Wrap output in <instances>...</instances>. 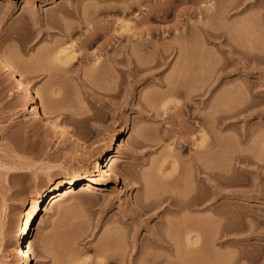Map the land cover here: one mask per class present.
I'll use <instances>...</instances> for the list:
<instances>
[{
	"label": "rangeland",
	"instance_id": "rangeland-1",
	"mask_svg": "<svg viewBox=\"0 0 264 264\" xmlns=\"http://www.w3.org/2000/svg\"><path fill=\"white\" fill-rule=\"evenodd\" d=\"M50 1L0 0V58L23 70L40 107L45 102L41 97L57 94L45 103L51 107L47 117L84 143L81 147L63 142L47 123L33 119L25 110L24 96L0 70V264H18L13 260L17 234L33 202L62 179L95 174L99 156L120 136L115 149L118 161L110 165L108 183L77 189L53 207L42 206L34 221L28 263L119 264L122 255L121 264L153 260L159 261L154 264H264V8L231 11L229 0H214L219 11L206 13L202 9L207 0ZM68 1L79 2L80 7L76 5L83 10L93 3L113 12L105 15L100 10L93 21L96 33L89 24L73 31L69 24L76 22L68 17L63 23L69 27L55 19L54 25L44 26L45 15H58V8L68 6ZM30 17L38 25L31 24ZM245 20L250 24H241ZM63 27L71 29L65 31L68 36ZM91 30L94 41L87 42L84 37ZM108 35L114 50L127 45L124 53L120 48L111 50L114 59L131 57L132 67L128 58V67L124 60V64L107 60L111 52L104 47L112 42ZM82 41L87 43L79 44ZM232 46L262 60L236 55L230 52ZM126 47L134 51L131 56ZM66 48L77 56L62 67L54 57ZM236 112L225 121L233 124L219 123L221 116ZM198 132L206 135L212 148L199 154L200 162H207L214 174H224L228 178L224 185L214 179L212 188L205 190L194 178ZM232 154L245 158L244 171L230 165ZM196 188L212 194L209 205L190 202L192 195L202 194ZM152 192L148 202L162 203L141 211L147 209L144 203L150 205L144 201ZM169 199L180 214L179 209L195 219L209 216L206 222L200 218L202 224L191 217L198 230L197 249L188 252L183 248L184 233L171 232L170 226L179 229L181 215L173 213ZM137 205L138 213L145 212L140 218ZM169 223L174 225L168 227ZM161 230L170 231L162 235L174 239L177 252L171 251L173 241L161 243L163 247L146 239L154 232L163 239ZM145 251L150 252L146 256L152 254L150 258L158 257L147 259L148 263Z\"/></svg>",
	"mask_w": 264,
	"mask_h": 264
},
{
	"label": "bare ground",
	"instance_id": "bare-ground-1",
	"mask_svg": "<svg viewBox=\"0 0 264 264\" xmlns=\"http://www.w3.org/2000/svg\"><path fill=\"white\" fill-rule=\"evenodd\" d=\"M177 1V0H176ZM179 1V0H178ZM177 1V2H178ZM193 1V0H192ZM201 1H203V0H194V2H201ZM208 1V3L209 4H207V5H205V7L202 9L203 10V12H206V13H210V12H214V11H219V10H216V8H215V6H216V3H215V6H214V3H212V2H214V0H207ZM55 1H53V0H51L50 1V3H54ZM69 2V1H68ZM67 2V3H68ZM70 3V2H69ZM75 3V2H74ZM78 3V6L80 7V5H79V2H77ZM77 3H75V5L74 4H69L68 6H67V4H66V6H65V4L63 5V6H61V7H59L58 8V10L57 11H59L58 13H57V11H56V13L58 14V15H55L54 13L55 12H52V13H47L46 15H45V17L41 20V22L43 23V25L44 26H50L51 24H53L54 22H55V20H56V22L57 23H63V21L68 17V18H72L74 21V23L76 22V24H74V26L73 25H70V24H73L72 22L69 24L68 22V24H69V26L70 27H72L71 29L73 30V27H74V29L76 30V28H78V27H80L79 25H81V27H84L85 25L84 24H86V25H88L89 24V27L88 26H86V27H88L89 29H91L93 26L96 28V26L94 25V24H96L95 22H94V24H93V21L95 20V18H96V20L99 18L98 17V15L101 13V11L100 10H102V11H105V15H107V14H110V13H112L113 11L111 10L112 8H110V10H108L109 8H108V6L107 7H105V9L106 8H108V9H104V8H100V10L98 9L99 7H96L95 6V4H93V3H90L87 7H89L91 4H92V6H90V8L88 9L87 8V10H85L86 8H84V10H83V8L81 7V8H79L76 4ZM228 7H227V10H235V9H237L238 7L240 8L241 7V9H240V11H248V9H252V8H264V1H260V0H229L228 1ZM111 7V6H110ZM238 8V9H239ZM56 9H57V7H56ZM82 9V10H81ZM104 9V10H103ZM198 10H200L199 8H198ZM226 10V9H225ZM264 10V9H263ZM55 11V10H54ZM230 11V12H231ZM239 11V10H238ZM81 13V14H80ZM103 13V12H102ZM84 14V15H83ZM103 14V15H104ZM264 14V13H263ZM101 15V14H100ZM263 17V20H264V15L262 16ZM30 19V21H32V23L31 24H33V23H35V25H38V23H37V21H36V18H34V17H30V18H28V20ZM55 19V20H54ZM106 19H107V17H106ZM54 22H53V21ZM108 21V20H107ZM106 21V22H107ZM51 22H53V23H51ZM55 22V23H56ZM109 22V21H108ZM66 23V22H65ZM110 23V22H109ZM59 24V25H60ZM64 24V23H63ZM63 24H61L60 26H62ZM83 24V25H82ZM111 24V23H110ZM241 24H246V25H249L250 24V22H248L247 20H245L243 23H241ZM54 25V24H53ZM52 25V26H53ZM58 25V24H57ZM65 26H67L66 24H64ZM92 25V26H91ZM106 25V24H105ZM105 25H104V29H107V31L109 30H111L110 28H111V25H109L110 26V28L108 29V28H105ZM69 26H67V27H69ZM108 26V23H107V26L106 27H109ZM124 27V26H123ZM64 28V27H63ZM98 28V27H97ZM125 29H123V31L125 30H127L128 28H127V26L125 25V27H124ZM66 27L64 28V33H65V35H67L68 36V34L65 32V31H67V29H68V31L67 32H69V30H71V29H69V28H67L66 30ZM79 29V28H78ZM92 30H94V28H92ZM92 30L90 31V34H87V35H90V36H88V37H84V40L86 39V41L87 42H89V39L91 40V38L93 37L92 35H91V33L93 34L96 30H94V32H92ZM129 30V29H128ZM127 30V31H128ZM74 31V30H73ZM106 31V30H105ZM124 31V32H125ZM126 31V32H127ZM70 33H71V31H70ZM96 33V32H95ZM94 33V34H95ZM108 34H109V32H107ZM110 35V34H109ZM109 35H108V38H107V41L111 38V37H109ZM110 36H112V38L114 37L113 35H112V33H111V35ZM90 37V38H89ZM111 38V40H112V42L111 41H109L107 44H106V46L104 47L105 48V50H106V53H109V52H111V50L113 49V47L115 48L116 46H112V43L114 42L113 41V39ZM92 40H93V38H92ZM94 41V40H93ZM92 41V42H93ZM84 42V43H83ZM87 42H85V41H82L81 43H79V44H85V43H87ZM111 42V43H110ZM91 43V42H90ZM89 44V43H88ZM91 44H93V43H91ZM104 44V45H105ZM125 46H127L126 44H124ZM124 45L123 46H121V47H118V48H120L119 49V51H122V53H124ZM144 45V47H145V44H142V46ZM153 45V44H152ZM82 46V45H81ZM81 46H79V47H81ZM84 46H86V45H83V47ZM89 47H90V45H88ZM155 46V45H154ZM87 47V46H86ZM131 47V46H130ZM141 47V46H140ZM147 47V46H146ZM146 47L144 48V51H145V49H146ZM152 47V46H151ZM157 47V46H156ZM82 48V47H81ZM85 48V47H84ZM118 48H116L115 50L113 49V53H115V51H117V49ZM123 48V49H122ZM126 48H128V47H126ZM137 48H139V47H137ZM158 48V47H157ZM157 48H156V50H157ZM87 49V48H86ZM122 49V50H121ZM128 49H130V48H128ZM127 49V50H128ZM143 48H141V50H142ZM152 49H155V48H151V50ZM83 50H85V49H83ZM132 49H130V56L132 55V53L134 52L133 50V52L131 51ZM138 50H140V49H138ZM140 50V51H141ZM154 53H155V50H152ZM111 52V54L109 53V55L108 56H106V58H107V60L109 59H111L112 60V58L114 59L115 57H117V56H115V57H113L112 56V53ZM230 52H232V53H234V54H238V55H241L243 58H251V60H253V59H255V61L256 60H262L257 54H251L252 52H246V51H242V50H238V48H236V47H234V46H232V48H231V51ZM74 53H75V51L71 48V49H65V50H61V51H59V52H57L56 53V56L54 57V61L55 62H57V64L59 65H62V67H63V65L64 66H66V64L67 63H69L70 61H72L73 60V58H74V56L76 55H74ZM121 53V54H122ZM125 54H128V52L126 53L125 52ZM128 54V55H129ZM156 54V53H155ZM233 55V54H232ZM77 56V55H76ZM126 56V55H125ZM123 57V56H122ZM240 57V56H239ZM124 58V59H123ZM122 59L120 58V59H117V60H121V61H119V63L120 62H122V64H124L125 63V65L127 64V63H129V67H132L131 66V64H130V58L127 56L126 57V59L128 58V62L126 63V59H125V57H123ZM135 59V58H134ZM234 59V58H233ZM232 59V60H233ZM241 59V58H240ZM240 59H239V61H240ZM115 60L116 59H114V60H112V61H114L115 62ZM116 60V62L118 63V61ZM122 60H124L125 62L123 63V61ZM136 60V59H135ZM234 60H236V62H239V61H237V59H234ZM130 61V62H129ZM132 61H133V58H132ZM113 62V63H114ZM115 62V63H116ZM235 62V61H234ZM114 63V64H115ZM118 63V64H119ZM94 64V63H93ZM59 65V66H60ZM127 66V65H126ZM135 66H138L137 65V63L135 62ZM134 66V67H135ZM115 67V66H114ZM128 67V66H127ZM133 67V68H134ZM139 67V66H138ZM138 67L136 68V69H134L135 71H139L138 70ZM187 67V66H186ZM23 69V68H22ZM140 69V68H139ZM182 69H185V67H183ZM0 70H2V72H3V74H4V76H5V78H7V80H9V81H11V82H13V83H15V85H16V87H17V89H18V91L24 96V100H25V110H27V112L29 113V114H31L32 115V117H33V119H35V120H42V121H44L45 123H47L49 126H50V128L52 129V131H53V133L55 134V135H57V137L61 140V141H63V142H67V143H76V145L77 146H83V140L82 139H80V138H74L73 136H71L70 135V133H69V131L61 124V123H59V122H57V121H54V120H50L48 117H47V112L49 111L48 109H50L51 107H47V105H48V103H46V101L47 102H49V101H51L52 100V98H55L56 96H57V94L55 93V92H53V93H55V94H50L51 96V98L50 99H48L49 97V95L46 97L47 99H43L44 97H41L42 98V100L43 101H45V102H43V107H40L38 104H37V98H38V94H37V92H36V90H34V89H32V88H30V86H29V84L26 82V80H25V78H24V73H23V70H21L22 72H20L19 71V69H17V68H15L14 66H12L11 65V63L8 61V59L7 60H5V59H3V58H0ZM133 70V69H132ZM131 70V71H132ZM20 73H19V72ZM185 71V70H184ZM41 100V101H42ZM47 105H46V104ZM41 106H42V104H41ZM40 108H42L44 111L42 112L41 110L42 109H40ZM51 110V109H50ZM46 112V113H45ZM239 114V112L237 113H235V114H233L232 116L231 115H226V116H221L220 118H219V123H224V124H226V123H228V122H226L225 123V121L227 120V119H229V118H231V117H236V115H238ZM229 116V117H228ZM233 119V118H232ZM234 119H236V118H234ZM229 121H231V119H229ZM236 121V120H235ZM233 122H234V120H233ZM228 124H233V123H228ZM228 124H226V125H228ZM125 132H126V134H129L130 133V126H129V123L128 124H126L125 125ZM199 133V132H198ZM197 142H195V150H194V156H193V160H192V162H193V174H194V178L196 179V180H201V184L203 185V187L205 186V190H208V189H210V188H212V182H214V179L218 182V183H220L221 185H224V183H225V180H227V182H228V178L224 175V174H222L221 172L220 173H213V171H211V170H213L211 167H209L208 166V164H207V162H204L203 163V161L202 162H200V156H199V154H206V153H208V151L210 152L211 150H209V149H212L211 147H210V142L207 140V138H206V135L204 134V133H199L197 136ZM120 140H121V136L120 137H118L117 139H115V140H113L110 144H109V146L107 147V150L105 151V153L103 154V155H101V156H99V158H98V164H97V169L95 170V174H93L92 176H90V177H85V176H83V177H80V178H72V179H62V180H60L57 184H55L50 190H46V191H44L34 202H33V204L31 205V207H30V209L26 212V214L23 216V218H22V220H21V224H20V229H19V232H18V234H17V243H16V246H15V251H14V255H13V260L16 262V263H18V264H20V262L21 263H23V264H30V263H28V253H29V250H30V247H31V245H32V238H33V235H34V221L37 219V217L39 216V214H40V212H41V208H42V206H44V205H47V206H50V207H53V206H55L57 203H59V202H61L62 200H63V198L64 197H66V196H69V195H71V194H74L75 193V191L77 190V189H80V191H85V190H89V189H97V188H99V187H101V186H103V185H105L106 183H108L109 182V180H110V178H111V172H110V165L111 164H113V163H116L117 161H118V154H117V152L115 151V149H116V147L119 145L118 143H120ZM244 162H245V158L243 157V156H240V155H237V154H232L231 155V162H230V165H232V167L234 168V170H237V168L240 170H243L244 168H246V166H245V164H244ZM207 164V165H206ZM237 166V167H236ZM2 167V166H1ZM3 168H5V167H3ZM210 168V169H209ZM244 171V170H243ZM145 182V186H147L146 185V181H144ZM147 184H149V183H147ZM150 185V184H149ZM149 187H151V186H149ZM196 187V186H195ZM197 188H198V186H197ZM197 188H196V190H197ZM148 189H150V188H148ZM196 190H195V192L194 193H196ZM204 190V192L202 193V191H200L199 192V190H197L198 191V193H202V194H204V195H202V194H194V195H192L191 197L192 198H194V200L190 197V195L188 196L187 194V196H188V198H190V202H197V203H193L194 205H196V204H200V205H202V204H204V206L206 205V204H208L207 203V201H208V199L210 198H208V195L209 196H211L212 194H206L207 193V191H205ZM193 191V190H192ZM150 192V191H149ZM209 192H210V190H209ZM153 194H149L150 196L149 197H147L146 199H145V201L144 202H148V200L150 199V198H152V195H154V192H152ZM188 193L190 194V193H192L191 192V190L190 191H188ZM148 194V193H147ZM193 194V193H192ZM148 196V195H147ZM186 196V197H187ZM149 198V199H148ZM171 199H173V201H174V198L175 197H170ZM188 198H187V200H188ZM148 199V200H147ZM147 200V201H146ZM158 201V200H157ZM168 201V200H167ZM166 201V202H167ZM169 201H170V199H169ZM150 202V205L149 204H143V203H141V205L143 204V206H145L146 208H147V206L150 208V206H154L155 208H158L157 206H160V204L162 203V201L160 202H158V203H160L159 205H157V203H153V202H156V200L154 199V201L152 200H150L149 201ZM148 202V203H149ZM152 202V203H151ZM188 202H189V200H188ZM165 203V202H164ZM192 203H191V205H192ZM152 204V205H151ZM166 204H168V203H166ZM171 204V206L170 207H172L173 208V202L172 201H170L169 202V205ZM187 207L188 206H190V205H188V203H187V201H186V203H184ZM190 204V203H189ZM165 205V204H164ZM209 205V204H208ZM137 206H139L138 208H137V210H135V211H137V214L139 215V214H141V213H138L140 210H139V208L141 207L140 205H137ZM152 206V207H153ZM162 206H163V204H162ZM168 206V205H167ZM153 207V208H154ZM165 207V206H164ZM170 207H167V208H169L170 209ZM174 207H175V204H174ZM144 208V207H143ZM142 208V209H143ZM149 208H147V209H143V210H141V211H145V212H147L148 211V209ZM161 208H163V207H161ZM167 208H166V211H167ZM177 207H175V208H173V213H176V216H180V218H181V221H182V219H183V221L185 220L186 222H185V224L184 223H182L181 221H179V224H178V222L177 223H175V225H174V223H172L174 226H176L177 224H178V227H179V229L177 228V232L175 231V228L177 227H173V226H170V225H172V224H167L168 225V227L169 228H171L170 230H171V232H173L174 233V235L175 234H179V236H182V235H180L181 233H184L183 235H184V237L182 238L183 239V244H184V247L183 248H185V250H187L188 252L189 251H192L193 249H197L199 246H198V242H199V239H198V236H197V232L196 231H198L197 230V228L196 227H194V226H192V222L194 223V221H192V219L194 218L191 214H189L188 212H184L183 210H181V209H179L180 210V212H181V214L180 213H178V210L176 209ZM174 209L177 211V212H174ZM204 209V208H203ZM202 208H201V210H203ZM204 210H206V208L204 209ZM169 211V210H168ZM172 211V210H171ZM170 211V212H171ZM183 211V212H182ZM145 212H143L144 214H145ZM135 213V212H134ZM143 213L141 214V215H143ZM172 213V212H171ZM185 215H183V214ZM136 214V213H135ZM170 214V213H169ZM178 214V215H177ZM171 215V214H170ZM174 217H175V215L174 214H172ZM191 215V216H190ZM134 216V215H133ZM137 216V215H136ZM187 216V217H186ZM189 216H190V218H189ZM203 216V217H202ZM205 216V217H204ZM208 215L207 214H202L201 215V217L199 216L198 218H194V220L195 221H198L200 224H202L201 222V220H200V218H202V220H204L205 222H206V220H209L210 221V218H209V216L207 217ZM184 217H186V219L188 220V222H187V220L184 218ZM191 217H193V218H191ZM139 218H140V215H139ZM138 218V219H139ZM204 218V219H203ZM207 218H209V219H207ZM198 219V220H197ZM190 220H191V222H190ZM203 221V222H204ZM209 221H207V223L209 222ZM172 222H174V221H172ZM176 222V221H175ZM190 222V224H188ZM181 224H183L184 225V227H182L183 225H181ZM187 224V225H186ZM206 224V223H205ZM181 225V226H180ZM203 225H204V223H203ZM183 228L182 230H181V228ZM192 227H194V228H192ZM195 229V230H194ZM183 231V232H182ZM196 233H195V232ZM160 231H158V233H159ZM165 233V236L169 233L170 234V231L168 230V233L166 232V231H162L161 230V233H159V234H163V233ZM176 232V233H175ZM173 233H172V235H173ZM155 234H157V233H153V235H152V237L150 236V237H146V239H148V238H150V239H148L151 243H153V244H155V245H157V246H159L161 243H168V240L169 241H171V239H165L164 237V235H162V237H163V239L158 235H155ZM171 235V236H172ZM174 235H173V237H174ZM170 236V237H171ZM168 237V236H167ZM164 240H167V241H164ZM147 241V240H146ZM173 241V242H172ZM171 242H169V243H171V244H169L170 246H171V251L172 252H177V249L179 248L178 247V245H177V243L174 241V239L172 240ZM148 242V241H147ZM175 242V244H173ZM145 243V242H144ZM151 243H150V245H151ZM134 244V243H133ZM139 244V243H138ZM146 245H148V246H150L148 243H145ZM164 244L162 245L163 247H164ZM135 245V244H134ZM139 246V245H138ZM141 246V245H140ZM167 246V245H166ZM175 246H177V247H175ZM198 246V247H197ZM137 247V246H136ZM135 247V248H136ZM153 247H155V246H153ZM137 249H138V247H137ZM140 249V248H139ZM199 250V249H198ZM137 251V250H136ZM140 251H143V250H140ZM140 251H139V253H140ZM138 252V251H137ZM143 253V252H142ZM141 253V254H142ZM146 253H147V251H145L144 252V255L146 256ZM150 253V252H149ZM149 253H147V254H149ZM150 256L152 257V254H150ZM150 256H146L145 258H146V262H148V260L147 259H151V260H153L154 258L156 259L158 256H153L154 258H150ZM147 257H149V258H147ZM123 257H122V255H121V259H119V261H118V263L119 264H121V262L123 261L124 262V260L122 259ZM145 258H144V260H142V262L144 261L145 262ZM160 259V258H159ZM122 260V261H121ZM150 260V261H151ZM158 260V259H157ZM121 261V262H120ZM153 261H155V260H153ZM150 262L151 264H154L155 262ZM132 262V261H131ZM158 263H159V261H157ZM156 262V263H157ZM149 263V262H148ZM149 263V264H150ZM123 264V263H122ZM132 264H138V261H137V263L135 262L134 263V261L132 262ZM140 264H143V263H140ZM160 264H162V263H160Z\"/></svg>",
	"mask_w": 264,
	"mask_h": 264
}]
</instances>
